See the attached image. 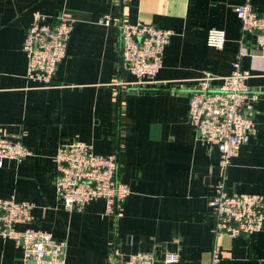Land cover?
Instances as JSON below:
<instances>
[{
	"label": "crops",
	"instance_id": "obj_1",
	"mask_svg": "<svg viewBox=\"0 0 264 264\" xmlns=\"http://www.w3.org/2000/svg\"><path fill=\"white\" fill-rule=\"evenodd\" d=\"M244 0H0V123L34 155L0 165V197L28 200L34 228L67 242V264H119L139 251L165 264L168 251L180 259L169 264H209L215 242L208 197L219 171L217 148L196 138L189 122L190 95L203 72L230 73L238 60L241 36L235 7ZM264 14V0H253ZM34 11L74 18L67 55L58 64L53 86L26 78L22 50ZM142 21L171 29L163 64L153 88L133 90L119 84V32L100 22ZM212 28L226 34L221 49L207 44ZM256 34L245 37L248 54L240 66L247 84L258 91L255 130L227 172L229 191L264 193V52ZM222 80L216 78L212 87ZM83 140L98 153L118 151V178L131 193L114 220L105 200L83 211L66 210L57 199L54 156L62 142ZM114 220V221H113ZM25 225L17 224V229ZM217 242V239H216ZM219 264H264V227L248 236L218 239ZM22 249L0 237V264H21Z\"/></svg>",
	"mask_w": 264,
	"mask_h": 264
},
{
	"label": "built area",
	"instance_id": "obj_2",
	"mask_svg": "<svg viewBox=\"0 0 264 264\" xmlns=\"http://www.w3.org/2000/svg\"><path fill=\"white\" fill-rule=\"evenodd\" d=\"M111 1L118 5L123 0ZM125 1L121 2L122 6ZM234 10L241 26L238 60L227 75L217 77L205 71L197 78L188 111L196 138L215 146L219 152V179L208 197L215 238L209 264H219L221 259L219 237L248 236L264 227V193L230 192L226 188L227 168L255 130L254 103L259 93L247 84L249 72L240 66V59L249 51L245 37L256 34L257 47L264 52V14L254 10L253 0H244ZM74 22L64 12L50 20L48 15L34 11L22 43L28 80L41 87L54 85V74L67 55ZM100 22L114 26L119 32L120 72L131 77L120 79L119 84L133 90L153 88L174 32L142 21H113L109 15L101 17ZM206 40L209 46L221 49L226 40L225 31L212 28ZM216 78L222 82L214 88L212 81ZM23 134L21 130L18 139H11L0 123V165L4 159L20 162L35 154L20 139ZM118 155V151L98 153L91 143L83 140L60 143L54 156V186L62 206L66 210L83 211L91 201L104 199L105 215L116 220L131 193L129 185L118 178ZM33 207L34 203L28 200L0 197V237L11 238L21 247V264H67V242L31 226ZM17 224L25 227L17 229ZM179 259V253L168 251L163 262L169 264ZM119 264H156V258L152 252L139 251L121 258Z\"/></svg>",
	"mask_w": 264,
	"mask_h": 264
},
{
	"label": "rangeland",
	"instance_id": "obj_3",
	"mask_svg": "<svg viewBox=\"0 0 264 264\" xmlns=\"http://www.w3.org/2000/svg\"><path fill=\"white\" fill-rule=\"evenodd\" d=\"M234 159V158H233ZM233 159H232V161H233ZM232 161H231V164H232ZM230 164V165H231ZM230 165H229V167H230ZM229 167L227 168V172H228V169H229ZM217 168H218V163H217ZM218 171H219V168H218ZM227 172H226V180H227ZM219 174H220V172H219ZM218 179H219V175H218ZM218 179H217V181H218ZM216 181V182H217ZM216 182H215V184H216ZM227 188V187H226ZM228 190V189H227ZM229 191V190H228ZM234 191H236V190H234ZM231 192V191H230ZM238 192H241V191H238ZM257 193H261V192H257Z\"/></svg>",
	"mask_w": 264,
	"mask_h": 264
}]
</instances>
